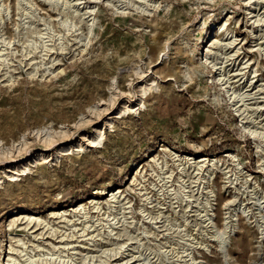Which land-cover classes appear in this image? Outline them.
<instances>
[{
	"label": "rangeland",
	"instance_id": "obj_1",
	"mask_svg": "<svg viewBox=\"0 0 264 264\" xmlns=\"http://www.w3.org/2000/svg\"><path fill=\"white\" fill-rule=\"evenodd\" d=\"M5 1L12 7V17L4 27L0 25V35L11 42L6 52L8 66H0V264L6 263L11 247L25 249L35 259L40 253L58 250L62 258L81 261L86 246L92 250L114 239L108 237L104 220L109 214L106 200L114 190H122L128 220L135 221L141 231L147 228L155 232L148 237L141 235L145 246L155 248L156 243L180 237L182 232L174 225L183 224V220L175 211L187 210L193 222L199 217L193 212L197 209L193 199H182L169 191L181 189L183 177L172 153L197 159L223 158L224 167L230 169L231 177L218 172L212 183L217 191L214 213L220 230L225 227V205L235 193L243 202H250L238 190L243 179L247 178L254 192L264 197V172L260 168L264 153L257 148L260 144L264 147V140L260 142L243 131L214 78L215 72L198 64L215 27L229 20L238 39L231 57L235 66L230 67L242 69V83L264 84V57L253 51L252 30L258 28L249 21L246 0H146L144 4L151 13L132 7L125 10L128 0H115L120 8L117 12L107 0H94L84 5L95 10L91 16L95 17L92 35L85 25L78 32H66L57 21V12L41 0H34L48 23L49 17L55 19L48 25L54 36L47 44L53 50L44 52L43 58L38 53L42 49L39 43H43L37 32L46 27L44 22L20 18L16 0ZM77 33L81 41L76 39ZM34 42L38 43L37 50ZM32 62L49 63L33 66ZM145 85L152 89L143 95ZM261 92L264 96V90ZM260 100L264 102L263 97ZM98 130L103 133L102 144L92 143ZM71 146L69 152H61ZM229 153L237 156L244 174L226 156ZM156 156L159 161L167 159L164 172L151 162ZM36 158L37 164L30 165L31 170L24 174L22 167ZM192 176L196 181L191 186L197 194L205 179ZM183 178L187 180L188 176ZM230 179L235 183H228ZM93 198L101 202L103 213L89 203ZM81 203L92 216L103 217V224H98L96 231L89 229L87 236L82 233L81 220L75 221L73 229L53 215L60 210L69 213ZM144 209L155 214L163 212L169 224L152 229L141 213ZM24 214L40 217L45 223L28 225ZM255 216L239 214V228L229 247L231 264H264V236ZM67 218L78 219L80 215L74 218L70 214ZM159 220L158 226H162ZM134 225L129 228L132 232ZM199 226L188 225L186 229L200 241L203 237L198 235ZM125 239L121 237L120 242H128ZM204 240L209 250L196 246L194 256L205 264H224L217 242ZM66 243L77 249L63 248ZM13 253L24 263L27 256ZM126 255L127 251L121 258ZM36 262L66 264L46 257L42 263Z\"/></svg>",
	"mask_w": 264,
	"mask_h": 264
},
{
	"label": "bare ground",
	"instance_id": "obj_2",
	"mask_svg": "<svg viewBox=\"0 0 264 264\" xmlns=\"http://www.w3.org/2000/svg\"><path fill=\"white\" fill-rule=\"evenodd\" d=\"M41 1L47 4V6L50 7L53 11L57 12L58 14L57 21L60 23L61 26L64 27L66 32H71L72 30H74V32H78L85 25L88 29V33L92 35L95 17L91 18V16H93V13L95 10L90 6L87 7L84 5L87 3H91V1H94V0H89V2H83L82 0H41ZM144 1L147 2L146 0H143V1L142 0H138V1L128 0L125 3L129 5V7L126 8L125 10L132 7L135 10H138L144 13L145 12L151 13V9L147 8V6L144 4ZM246 1L249 6L248 7L249 9H247V14L250 16L249 21H252L254 27L258 28L257 31L252 30V33H253L252 35L255 38V44L253 46V49H254L253 51L259 52V55L264 57V30H263L264 0H246ZM107 3L111 5L112 7L116 8L115 9L116 12L119 11L120 8L117 7V5L115 4V0H107ZM147 5H149V3H147ZM16 10H17V13L20 15L19 17L20 18L22 17V19L23 18L24 19L38 18L39 22L40 21L44 22L46 27L44 29H40L37 32L39 40L43 43V44L39 43L40 45H42L41 47L42 49L38 51V53H41L40 58H43V56L46 55L44 52L48 51L49 53V51L51 52V49H52L49 47V44L47 43L53 39L54 33H51L53 31L49 32V28L52 26L51 25L48 26V25L50 21H54L55 19H52L51 17H49L48 18L49 23H48L46 21V18L41 16L40 10L37 4L34 2V0H16ZM122 11L125 12L124 10ZM11 14H12L11 5L8 4L5 0H0V25L4 27L6 22L10 20V18L12 17ZM69 18H74L76 19V21L75 22L71 21ZM228 21L229 20H226L222 25L215 27L216 32L213 37L211 36L208 39L210 41L209 42L210 45H208L209 47L206 49V51L202 52V55H203V58L201 59L202 62L198 64H201L200 66L204 68H211L213 72H215L216 77L214 78L218 82V84L221 86L220 89L224 91L226 97L228 98V102L232 110L234 111V115L240 119V122L242 123L241 127L243 131L245 133L250 134L254 139H259L261 142L262 140H264V112H263L264 102L261 101L260 99L262 97L264 98V96H261L263 93L262 92L260 93V91L264 90V87H263L264 84L260 83L262 85H253V86L251 85V83L250 85H248V83L244 84V81L242 83V79L245 77H243L244 74L241 72L242 69H239V67H237L236 69H232L230 67L233 65V62H231V57L234 55L232 54V52H234L233 49H235L237 46V45L235 46V44H238L236 43L238 39H237V36L233 33V31L230 29L229 27L230 24ZM81 37L82 36H79V34L76 35V39H79L80 41L82 39ZM59 39H62V38H59ZM0 43L4 44L2 45V47L4 48L3 49L0 48V66L1 64H3L4 66H8V63H7L8 55L6 52L8 50L7 46L11 45V42L8 41L6 38H4V34H2L0 35ZM37 44H38L37 42H34V46H35L34 49L36 50L38 49ZM62 50H63V47H62ZM166 54H164V57ZM54 61L55 60H53L52 62ZM41 63L42 62L40 63L32 62L31 64L34 66L37 64H41ZM48 63L45 62V63H42L41 65L44 66ZM234 66L235 65H233V67ZM34 71L35 70H33L32 73H34ZM234 79L236 80L233 81ZM114 81L116 82V79H114ZM237 82H238V85L235 84ZM151 89L152 88H149V87L147 88V86L145 85L142 89V94L146 95L148 91ZM96 133H97V137L96 139L92 140V143L102 144V139H103L102 131L98 130ZM49 136H51V134H48V137ZM72 147L73 146L64 148L61 150V152L67 153L73 149ZM257 148H258V152L264 153V147L261 144L257 145ZM165 150H168V149L166 148ZM172 155H173L174 161L179 162L177 163V165H178V169L180 170L181 174H183V177L188 176V179L186 180L185 178L181 176L180 177L182 178V181L180 180L181 189H179L178 191H174L173 189H171L169 191L174 192V194L177 195V197H180L182 199L183 198L186 200L193 199L192 202H195L196 203L195 206L197 207V209H195L193 212L195 213L197 217H199V220L195 219V221L193 222V221H190L188 216L186 215L187 210H182V211L176 210L175 211V212L180 213L181 218L183 220V224H180L179 222L177 223L178 225L177 224L174 225V227L177 228V230H179L180 233L182 232L180 237L176 238L175 240L168 241L166 243L164 242L156 243L157 247L155 248L154 247L152 248L150 246H145V242H142L141 235H146L148 237V235L155 234V232H151V230L147 228L146 230L141 231L140 228L134 225L135 221L128 220V218L126 217L127 211H125L127 207H125V203L123 202V199H122V190H114V191L109 192L108 194L109 199L106 200V204L108 205L109 214L105 216L104 218V220L106 221L105 224L107 225L108 230H109L108 237H113L114 238L113 240L110 238L106 242L107 244L102 245V246L96 245L97 247L95 246V248L92 250L88 248L87 246L86 247L84 246L87 252L81 255V261H77L76 260L77 258L75 259V257H69V256H67V259L62 258L60 254L57 253L58 250L57 251L54 250V252H48L47 254L40 253L38 256V259H35V257L29 256L27 253H25L26 251L25 249L16 250L13 247H11L10 248L11 252L9 253L8 259L6 263L4 264H39L36 261H41L42 263L45 257L46 259H49V260L63 261V263H66V264H107L110 261H116L113 264H205L203 260H198L193 254V252L195 251L193 249L196 246L209 250L210 246L206 244L204 240L205 238L216 241L221 251L220 253H222L224 264H231L230 262L231 257L229 255V247L232 242V236L236 235V232L239 228V223H238L239 214L244 215L247 218H249L251 215L257 214V216H255L254 219H255L257 228L259 229L261 234L264 236V197L258 196L254 192V188H252V186L248 183L247 178L243 179L244 183L241 184L240 187H238V190L239 192H241V194L249 197L248 199L250 200V202L249 203L243 202L238 197V195L235 193L233 195V199L228 201L225 205V208H226L225 224H224L225 227L223 230H220L215 222L214 200L217 196V191L214 188L212 183H213L214 177L216 176V173L218 172L219 173L222 172L226 176V178L231 177V175H229L230 169H228L227 166L224 167L223 158L222 159L217 158V157L208 158L204 156V157H200L197 159L191 155L183 156L178 153H172ZM226 156L232 159L233 163L235 164V166L237 167V169L239 170L241 174L245 173L244 167L239 162V159L237 158L236 155L229 153ZM38 158L34 159L28 164H25L22 167L23 168L22 172L25 174L27 171H30L31 170L30 165L37 164V162L39 161ZM260 158L262 160V163L260 164L261 166L260 168L264 172V156L261 154ZM152 161L163 172L168 167V161L166 158L163 161H159V158L156 156L152 158L151 162ZM190 169H192L191 172H190ZM192 174H194L195 176L201 175L202 176L201 178L205 179V184L202 186L199 185L201 189L198 188L197 194H195V190L193 189V186H191V184L193 182L195 183L196 181V180L193 181L195 177H193ZM11 177L14 178V176H11ZM191 179L192 181H190ZM196 179L199 180L200 178L198 177ZM135 180L136 178L134 177V181ZM188 181H190L189 184L187 183ZM227 182L230 184L235 183V181L231 179ZM145 198H147V196ZM89 203L93 204V208H95L100 214L104 212L102 210L101 202H99L96 198H93L92 200H90ZM248 204H252V206H248ZM156 206H158V203ZM156 206H153V207H156ZM141 213H143L147 221H149L150 224H152V229L158 230L161 227L167 226L170 222L167 219V217H165L163 212H158L157 214H155L153 211L144 209L142 210ZM67 214L68 215L72 214L74 218L80 215V218L70 219V218H67L68 216ZM53 215L62 218L63 221H66L67 225H70L71 226L70 228H73V229L76 228L75 221L81 220L82 222H84L82 233L85 236L88 235V234L86 235V233L89 229L92 231L94 229V231H96V226L98 224H103L102 223L103 217L101 218L102 219L101 220V219L96 218V216H92V214L86 210L85 204L83 203L79 204L75 208H72L71 212L69 213L66 210H60V211H56L55 213H53ZM22 217L26 219L28 225L32 223L34 224L37 223L38 225H42L43 223H45V221L41 220L40 217H37L34 215L24 214ZM162 217H165V220L160 221ZM82 218L84 220H82ZM158 220L161 223H163L162 226H158V223H159ZM90 222H92V224L87 225ZM198 224L200 225L199 228H197V230H200V233H198V235L199 237L201 236V238L203 237V240H200V241L198 240V238L193 236V233L190 230L186 229L188 225H191L192 227H197ZM116 225L118 226L120 225V227L118 228L116 227ZM133 225L135 228L134 232H132L129 229V228H133ZM124 236L126 237L125 240H128V242L121 243L120 239L121 237L123 238ZM102 239L104 240V237ZM19 242L22 244V246L26 248V245L24 242H22L21 240H19ZM171 245L173 246L176 245V246L172 247ZM70 246H71L70 243H66L64 244L63 248H66V249L73 248L75 250L77 249L76 246H73V247H70ZM108 246H111V248H108ZM36 247L37 249H41L40 245H37ZM54 249H57L56 246H54ZM16 251L19 254H21L22 257L27 256V258H25L24 263H22L21 261H19L13 256L14 254L13 252H16ZM125 251H127V255L124 258H121V256H124Z\"/></svg>",
	"mask_w": 264,
	"mask_h": 264
}]
</instances>
